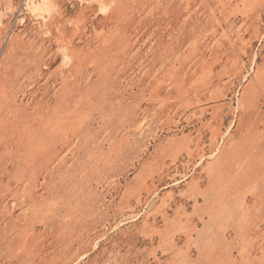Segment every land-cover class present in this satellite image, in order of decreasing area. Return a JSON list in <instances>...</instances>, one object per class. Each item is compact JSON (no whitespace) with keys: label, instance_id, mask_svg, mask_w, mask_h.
<instances>
[{"label":"rangeland","instance_id":"374dc122","mask_svg":"<svg viewBox=\"0 0 264 264\" xmlns=\"http://www.w3.org/2000/svg\"><path fill=\"white\" fill-rule=\"evenodd\" d=\"M48 2L0 0V264H264V0Z\"/></svg>","mask_w":264,"mask_h":264},{"label":"clouds","instance_id":"9594fccd","mask_svg":"<svg viewBox=\"0 0 264 264\" xmlns=\"http://www.w3.org/2000/svg\"><path fill=\"white\" fill-rule=\"evenodd\" d=\"M28 10L33 15H43L45 13L50 15L54 11V7L49 4L48 0H42L40 4L33 3L32 0H29ZM103 11L106 12L107 9H103Z\"/></svg>","mask_w":264,"mask_h":264}]
</instances>
